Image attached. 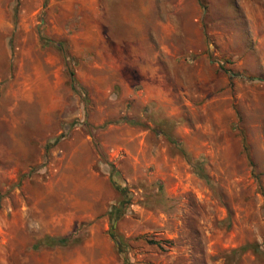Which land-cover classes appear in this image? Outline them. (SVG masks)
Here are the masks:
<instances>
[{
  "label": "rangeland",
  "instance_id": "obj_1",
  "mask_svg": "<svg viewBox=\"0 0 264 264\" xmlns=\"http://www.w3.org/2000/svg\"><path fill=\"white\" fill-rule=\"evenodd\" d=\"M0 264H264V0H0Z\"/></svg>",
  "mask_w": 264,
  "mask_h": 264
},
{
  "label": "trees",
  "instance_id": "obj_2",
  "mask_svg": "<svg viewBox=\"0 0 264 264\" xmlns=\"http://www.w3.org/2000/svg\"><path fill=\"white\" fill-rule=\"evenodd\" d=\"M68 72H69V77H70V81H71V86H72L73 88H76L78 85H77V83H76V80H75V77H74V73H73V71L70 70V69H69ZM79 87H80V86H79ZM79 90H80V93H81L82 95L85 94L84 91H83V88H82V87H80ZM128 122H131V121H128ZM202 176H203L204 178H207V175H205V174H203ZM109 235H110L111 239L115 242L117 249L120 250V252H123L122 248H123L124 244H123V242L119 239V237H117L116 234L114 233V227H113V226H111V228H110ZM248 249H250V250H252V251H257V250H258V246L256 245V243H253V244H245V245H242V246L239 248V250H240L241 252H242V251H246V250H248ZM126 262H127V261H126Z\"/></svg>",
  "mask_w": 264,
  "mask_h": 264
}]
</instances>
